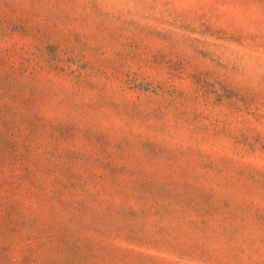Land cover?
Listing matches in <instances>:
<instances>
[{
    "label": "rangeland",
    "instance_id": "374dc122",
    "mask_svg": "<svg viewBox=\"0 0 264 264\" xmlns=\"http://www.w3.org/2000/svg\"><path fill=\"white\" fill-rule=\"evenodd\" d=\"M0 264H264V0H0Z\"/></svg>",
    "mask_w": 264,
    "mask_h": 264
}]
</instances>
